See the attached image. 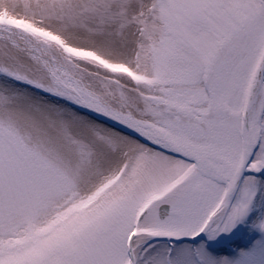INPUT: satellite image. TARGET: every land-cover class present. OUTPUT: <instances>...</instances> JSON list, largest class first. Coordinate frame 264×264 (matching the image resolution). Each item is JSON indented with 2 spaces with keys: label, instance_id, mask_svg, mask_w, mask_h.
I'll return each instance as SVG.
<instances>
[{
  "label": "snow or ice",
  "instance_id": "obj_1",
  "mask_svg": "<svg viewBox=\"0 0 264 264\" xmlns=\"http://www.w3.org/2000/svg\"><path fill=\"white\" fill-rule=\"evenodd\" d=\"M0 264H264V0H0Z\"/></svg>",
  "mask_w": 264,
  "mask_h": 264
}]
</instances>
